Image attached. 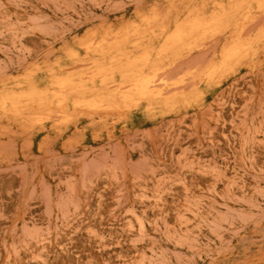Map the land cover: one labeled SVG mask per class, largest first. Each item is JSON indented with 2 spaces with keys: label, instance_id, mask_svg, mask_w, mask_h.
I'll return each mask as SVG.
<instances>
[{
  "label": "rangeland",
  "instance_id": "1",
  "mask_svg": "<svg viewBox=\"0 0 264 264\" xmlns=\"http://www.w3.org/2000/svg\"><path fill=\"white\" fill-rule=\"evenodd\" d=\"M165 2L0 0V86L87 59L91 32ZM248 15L244 42L264 28ZM224 42L198 35L162 74L189 72L196 108L77 111L30 131L0 118V264H264V45L204 79Z\"/></svg>",
  "mask_w": 264,
  "mask_h": 264
},
{
  "label": "bare ground",
  "instance_id": "2",
  "mask_svg": "<svg viewBox=\"0 0 264 264\" xmlns=\"http://www.w3.org/2000/svg\"><path fill=\"white\" fill-rule=\"evenodd\" d=\"M252 8L264 12V0H166L164 13L153 5L134 24L91 32L85 49L87 59L76 61L70 55L67 63L44 69L39 76L31 74L13 91L8 92L2 82L0 118L24 122L23 129L30 131L47 123L69 125L77 111L96 118L121 112L122 107L143 106L147 113L156 115L176 113L179 103L196 108L192 93L182 89L189 72L171 79L162 77L163 72L173 68L181 50L190 49L198 35L223 36L225 40L216 63L201 73L204 79L239 63L245 54L256 55L264 45V28L254 40H241ZM150 45L153 51L148 50ZM138 51V57L132 56ZM245 65L251 66L248 62ZM77 67L86 69L75 73Z\"/></svg>",
  "mask_w": 264,
  "mask_h": 264
}]
</instances>
